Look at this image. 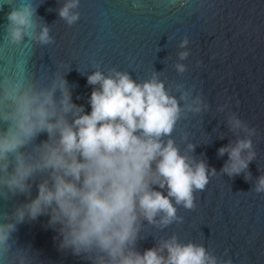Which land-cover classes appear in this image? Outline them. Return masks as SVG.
Here are the masks:
<instances>
[{"label": "clouds", "instance_id": "clouds-1", "mask_svg": "<svg viewBox=\"0 0 264 264\" xmlns=\"http://www.w3.org/2000/svg\"><path fill=\"white\" fill-rule=\"evenodd\" d=\"M174 2L183 6L185 0ZM79 5L80 0H63L59 18L72 26L80 19ZM4 6L9 44L54 42L32 0H0ZM188 43L187 37L180 40L179 61L188 57ZM174 67L180 74L186 71L183 63ZM95 68L87 75L89 112L73 102L59 65L47 84L26 68L0 79V200L26 197L11 211L0 210V264H35L34 251L18 245L14 234L19 224L40 216H47L48 227L57 232L59 250L89 264H232L203 244L180 242L175 234L138 250L146 226L164 229L182 222L177 206L194 209L195 193L217 174L190 154L193 143L182 152L172 137L186 111L199 113L207 104L200 95L186 103L188 91L177 98L156 73L141 80L115 67L107 74ZM228 126L248 135L218 148V157H228L220 172L228 177L243 173L247 181L256 157L255 129L235 113ZM43 133L47 139L36 143ZM252 191L264 193V173Z\"/></svg>", "mask_w": 264, "mask_h": 264}, {"label": "water", "instance_id": "water-1", "mask_svg": "<svg viewBox=\"0 0 264 264\" xmlns=\"http://www.w3.org/2000/svg\"><path fill=\"white\" fill-rule=\"evenodd\" d=\"M32 2L50 26L54 42L9 44L4 30L9 9L0 8V79L26 68L47 84L59 65L73 102L89 112L92 86L87 75L97 65L105 74L115 67L133 79L156 73L177 98L188 91L186 103L200 95L207 104L199 113L186 111L172 137L182 152L193 143L190 154L204 159L217 174L195 193L194 209L177 206L182 222L164 229L146 226L147 236L138 242V250L175 234L180 242L203 244L232 264H264V193L252 191L256 177L264 173V0H185L183 6L174 0H80V19L72 26L58 16L63 0ZM184 37L189 55L179 61L183 50L179 42ZM177 62L186 65L183 74L176 71ZM233 113L255 129L251 139L256 157L249 163L247 181L243 173L228 177L220 172L228 157H218V148L248 135L229 129L228 117ZM181 133L187 134V140L181 139ZM44 139L46 133L36 143ZM36 192L33 184V197ZM25 200L23 195L0 200V210L11 211ZM47 221V216L25 221L14 234L18 245L34 251L35 264H89L58 249L57 232Z\"/></svg>", "mask_w": 264, "mask_h": 264}]
</instances>
